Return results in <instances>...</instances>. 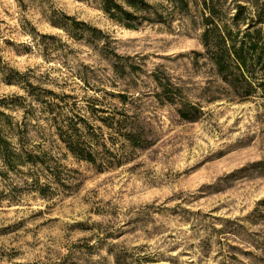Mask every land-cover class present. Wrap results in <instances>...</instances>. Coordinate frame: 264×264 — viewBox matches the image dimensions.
Wrapping results in <instances>:
<instances>
[{"label":"rangeland","instance_id":"1","mask_svg":"<svg viewBox=\"0 0 264 264\" xmlns=\"http://www.w3.org/2000/svg\"><path fill=\"white\" fill-rule=\"evenodd\" d=\"M258 29L255 87L239 100L197 55L193 7L127 29L87 0H0V110L19 132L16 147L44 160L0 163V264H264V23ZM155 71L200 104L195 122L155 97ZM121 113L138 118L147 147L118 135L107 117ZM77 118L96 166L58 139L57 126Z\"/></svg>","mask_w":264,"mask_h":264},{"label":"trees","instance_id":"2","mask_svg":"<svg viewBox=\"0 0 264 264\" xmlns=\"http://www.w3.org/2000/svg\"><path fill=\"white\" fill-rule=\"evenodd\" d=\"M87 1L94 4L107 18L127 29H136L143 25L167 24L172 22L174 13L184 16L188 14L191 7L195 8L201 26L199 41L203 50L197 55L202 56L210 65L214 75L227 85L230 95L239 100H245L252 94L255 86L250 69L259 63L255 60L261 41L258 27L264 23V5L260 4L261 0H230L228 5L225 4L226 0H162L163 3H150L147 0ZM164 3L166 6L163 5ZM67 19L71 22V27L80 30L77 22L72 18L67 17ZM59 27L66 29L61 25ZM87 32L94 36L99 34L96 29L91 28H87ZM151 79L155 88L158 89L155 97L173 107L181 121L195 122L202 115V107L199 103L188 101L183 86L171 83L169 79L163 78L162 74L159 75L156 71L152 73ZM118 97L122 102L126 99L124 94H119ZM212 100L214 98L210 101ZM2 103L3 101L0 100V106ZM89 108L92 114L96 112L94 106L89 105ZM121 114L123 120L107 117L111 125L118 124L123 127L118 135L122 136L124 142L131 148L147 147L149 142H147L144 128L139 125L138 118ZM9 118L0 110V163L2 166L12 170L23 164L43 165V158L16 147V144L12 142L13 137L19 132L16 129L12 131ZM65 121L63 125L56 128L60 142L75 159L96 166L97 152L90 144V138L87 139L81 135L76 127L78 123L82 124L85 121L81 118ZM18 141L20 145V140ZM102 163L101 159L97 166L99 169ZM1 175L0 170V177ZM39 194H43L40 188ZM115 262L120 264L118 257H115Z\"/></svg>","mask_w":264,"mask_h":264}]
</instances>
